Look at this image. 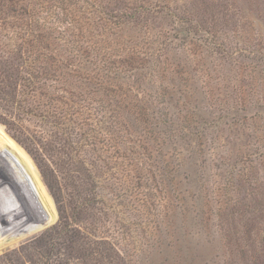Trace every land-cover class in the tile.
Masks as SVG:
<instances>
[{"label": "rangeland", "instance_id": "obj_1", "mask_svg": "<svg viewBox=\"0 0 264 264\" xmlns=\"http://www.w3.org/2000/svg\"><path fill=\"white\" fill-rule=\"evenodd\" d=\"M94 2L0 9V264H264V0Z\"/></svg>", "mask_w": 264, "mask_h": 264}, {"label": "trees", "instance_id": "obj_2", "mask_svg": "<svg viewBox=\"0 0 264 264\" xmlns=\"http://www.w3.org/2000/svg\"><path fill=\"white\" fill-rule=\"evenodd\" d=\"M17 1L20 2L21 0H0L1 12L3 10H11V11L16 12V14H18V15H20V12L27 14L28 13L27 5L24 3L22 5H19V3H16ZM22 1H24V0H22ZM37 1H38V7L41 10H45L48 13L47 15H54L55 17H59V20L62 16L64 18H66V21L68 20V25L72 24L71 26H73L75 23L77 24L78 22H83L84 25H86V23L88 25H90L91 24L90 22L98 24V22L102 23V21L103 22L105 21L107 23H112L110 20H109L110 21L109 22L108 20L103 18V12H101L99 5L96 2H94V0H83L82 3L86 4V7L82 6L81 3L79 2V0H75L74 3H69L67 0L66 1L65 0H37ZM49 5H50V7H49ZM31 11H32V9H31ZM30 14L31 13H28V15H27L28 18H31L32 16H34V14H31V15ZM28 18H27V20H28ZM26 26H28V28H30V26L38 27L39 23L37 22L36 19L32 18L31 21L29 20L28 22H26ZM73 37L75 38L76 36H73ZM67 43L71 47V50L73 52H78V50L80 49L77 46L78 43H76L75 41L74 42H67ZM88 49L90 50L91 53H94V50L92 48L88 47ZM72 51H68V52L73 53ZM49 54H50V56L55 55L54 52H50ZM132 55H134V53L129 54V58H130L129 60H132V58H131ZM72 57L74 58L75 56H72ZM85 63H86V61H85ZM86 64H89V66L92 69V70H90V73L95 74L97 76L104 75L105 77H108L112 73H115L116 70L120 69V68L116 67V65H114V66L112 65V67H111V66L106 65V63L105 64H103V63L99 64L98 62L87 61ZM131 65H129V67L130 68L132 67L133 70L138 69L137 66L133 67V65L132 66ZM154 73H156V72L154 71ZM150 75H152V74H147V76H150ZM147 76H142L141 81H144ZM160 87L161 86L159 85V88ZM159 94H160L159 89L157 90L155 88L154 89V98L155 99L159 98L158 97ZM5 142H6V140H4V143ZM8 144H9L11 150L13 152H15V154L18 157H20L21 159L24 158L23 153H21L19 150L15 149V147L13 145H11L10 143H8Z\"/></svg>", "mask_w": 264, "mask_h": 264}]
</instances>
